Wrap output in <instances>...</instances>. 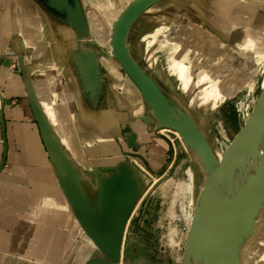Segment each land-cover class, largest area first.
<instances>
[{
    "label": "rangeland",
    "instance_id": "1",
    "mask_svg": "<svg viewBox=\"0 0 264 264\" xmlns=\"http://www.w3.org/2000/svg\"><path fill=\"white\" fill-rule=\"evenodd\" d=\"M128 1L85 0L84 6L91 27L88 45L99 52V60L105 68L108 62L112 64L114 74L111 75L115 83H118L119 88H125L124 90L132 98L136 96L134 89L137 92L138 90L112 56L109 43L112 23ZM187 4H194L196 10L199 7L202 10L195 11L194 15L185 9ZM183 12H189V17L183 18ZM230 12L234 14L232 18L228 16ZM197 24L202 26L199 30ZM211 27L220 28L221 33ZM41 36L40 33L35 36V43L39 44L42 41ZM199 38L203 42L201 47H198ZM22 39L25 54L31 64L35 91H38L41 84L46 91L45 97H50V101H55L56 105L61 106L62 103L54 96L59 94L57 89L61 86V81L65 79L64 67L61 64L63 70L59 71V68L53 66L52 55L42 57L43 49L41 51L34 48L33 43L27 44L24 35ZM132 42L136 53L145 59L165 86L187 103L198 123L205 127L210 139L214 142L217 154L222 159L236 135L244 127L264 89V0H186L163 3L151 8L143 16V25L132 34ZM10 49L0 46V50H3L5 54L3 63L6 61V51ZM199 51L203 55L202 64L206 60L211 61L205 66L191 64V82L184 87L179 72L181 59L186 53L194 55ZM37 58L39 63H33L32 60ZM193 58L191 57L192 60ZM10 66L11 71L14 70L17 75H20L18 55L11 59ZM201 68L203 70L209 68L207 79L199 78ZM51 76H54L56 80L55 90L48 83ZM18 80L22 84V79L18 78ZM233 88H236L235 93L225 98L205 94L211 89L227 91ZM69 94L73 99V87ZM21 102H23L21 97L10 98L11 105ZM77 111L65 112L64 117L65 119L68 117L66 121L68 126L70 119L71 123L73 119L75 124L76 121L83 124L80 120L81 115L79 117ZM50 125L55 131L51 121ZM154 138L165 140V148L161 150L155 148L152 152L148 143H143L138 152L131 155L139 179L140 196L129 220L120 264H127V262L184 264L186 235L192 223L188 217L194 214L197 198L205 182L204 176L199 173L190 151L174 131L160 130ZM71 140L73 144L71 150L64 146L73 159L81 165L93 168L91 165L93 158L86 156L82 150L78 134L73 132ZM89 143L93 146L92 142L89 141ZM100 156L107 157L104 153ZM189 166L192 167L195 175L194 190L188 187ZM46 193L47 196L39 199L40 204H45V215H49L52 209H62L61 217L72 214L66 203L62 204V207L58 206L56 202L53 203V198H49L51 193L48 189ZM50 204L54 205L49 206ZM61 224L68 227L70 233L66 231V234L73 236L70 241L75 239L74 245L78 247L74 249L73 259L72 253L68 255L66 252L59 259L67 257V260L71 258L75 261L79 254H82L81 257L85 260L86 255L83 251L87 245L82 244V231L74 227L72 223L64 222L63 219ZM72 228L76 230V233ZM67 242L66 246L69 245V240ZM232 248L231 245L230 249ZM7 258L4 256L5 261ZM262 263L264 264V260Z\"/></svg>",
    "mask_w": 264,
    "mask_h": 264
},
{
    "label": "water",
    "instance_id": "2",
    "mask_svg": "<svg viewBox=\"0 0 264 264\" xmlns=\"http://www.w3.org/2000/svg\"><path fill=\"white\" fill-rule=\"evenodd\" d=\"M33 1L57 32L56 43L73 74L82 112L92 119L96 130L110 135L109 130H113L101 124H105L107 114L112 111L105 107L108 97L116 106L118 96L109 85L112 76L101 64L99 52L88 45L91 27L83 0ZM166 1L169 0H130L112 23L111 51L123 72L138 88L146 106L142 114L128 115V119L142 121L152 131L178 132L199 173L202 175L207 170L214 174L197 198L193 222L186 235L184 264H228L220 253V244L215 242V232L264 191V89L244 127L220 159L214 142L187 103L165 86L134 50L132 34L137 31L140 19L149 9ZM18 59L21 61L19 54ZM21 71L35 121L60 185L82 229L97 248V254L86 264L121 263L127 227L140 196L139 179L131 155L124 151V158L109 170H91L78 165L50 125L33 86L31 65L21 62ZM115 109L120 111L117 106ZM0 121L4 128L2 116ZM249 136L254 143L250 142L254 156L239 172L228 174L229 164L240 154ZM127 141L129 146L137 147L134 134L129 135ZM5 163L4 157L0 170Z\"/></svg>",
    "mask_w": 264,
    "mask_h": 264
},
{
    "label": "crops",
    "instance_id": "3",
    "mask_svg": "<svg viewBox=\"0 0 264 264\" xmlns=\"http://www.w3.org/2000/svg\"><path fill=\"white\" fill-rule=\"evenodd\" d=\"M173 1L180 2L186 0H169L163 3ZM83 3L85 5V0H83ZM194 6V4H187V8L185 9L192 14H194L195 11L202 10H200V7L196 10ZM27 16L32 18L35 17L37 23L41 26V30L34 32V38L30 35L27 41L24 39L25 42L27 44L33 43L34 48L41 49V51L43 49L42 57L52 55L53 66L59 68V71H62L64 67L67 73L65 74L70 77L74 88L73 98H75V105L78 110L76 111L79 117L81 115L80 120L83 123L82 125L80 124V134L77 133L82 150L84 141H81L80 138L83 134H89L92 130H95L96 132H94L96 134L101 135L102 133V136H106L103 135V132L100 130H96V126L92 123V119L82 112L73 74L69 71L63 60L60 46L56 43L57 32L51 26L42 9L33 0H0V43L3 40L4 42L1 43L3 48H11L9 51H6V61L4 63L5 54L3 50H0V116H2L4 120V128L1 127L0 121V164L4 157L6 159L4 167L0 170V264H12L11 262L13 261H17L19 264H72L73 262V264H86V261L90 257L97 254V250L87 246L84 249L85 251H83V254L85 252L84 255H86V257L84 256L85 260L81 257L83 255L79 254L75 261H72L71 258L73 259L75 256L74 249L78 246L74 245L75 239L70 241L73 236L66 234L67 232L70 233L68 227L61 224V219L69 215L60 218L57 210L54 214L51 210L48 213L49 215H45V204L42 205L39 202L40 197L47 196L46 189H48V192L51 193L49 194V198L53 197V202H56L58 198H65L72 215L76 218L60 185L56 168L51 161L39 127L35 121L26 82L21 71V62L23 65L31 64H29V58H27L25 54L26 51L24 49L22 36L18 34L20 30L17 20L19 18L23 20V27H26L23 31L29 34V26L25 21ZM142 25L143 17L140 19V25L138 27H142ZM45 30L48 39H43L39 44L35 43V36L38 33L42 35ZM58 33H60V29ZM11 50L17 51L13 57L11 56L12 58L16 57L18 54L21 56V61L18 59L20 75H17L14 70L11 71ZM32 61L33 63H39L38 58ZM58 61L60 63H57ZM7 62H9V73L6 72V70L4 71V65ZM61 64L63 67H61ZM14 75L22 79V84H20V81ZM13 81L16 83L13 84ZM109 85L118 96L116 106L120 111L115 109L116 106L108 97V105L105 107L112 111L107 114V121L105 124L101 125L113 130L111 132L109 130L108 134L110 135L106 137L108 140L112 139L109 142L117 153L113 154L112 151L107 153L103 152L107 157H101L100 155L103 153L97 155V157L88 155L93 158V163H91L93 168H91V170L112 169L119 160L124 158V151L133 155L138 152V149H140L143 143H148V147L152 152L155 148L161 150L166 146L165 140L154 138L156 133L160 131L147 129V126L142 121H131L128 119V115L134 117L135 115L142 114L146 108L139 93L134 89L136 96L131 98L130 94L124 90L125 88H119L117 86L118 83H115L113 76ZM37 95L39 97L38 91ZM11 97H21L23 102L11 105ZM113 128L118 129L115 130ZM131 134L135 135L134 143L137 145L136 148L128 144L127 139ZM29 142L31 143L28 144ZM24 143H26L27 147H24ZM32 145L36 146V149L33 150ZM45 157H47L53 172H47ZM77 164L86 169H90L88 166ZM47 182L50 183L51 187L53 186V189L48 188ZM70 223L71 222H69V224ZM31 224L32 226L30 227ZM72 229L73 232L76 233V230L74 228ZM47 239H53L56 242L53 243L55 249L57 248L56 258H54L55 256L46 258L47 252L45 248ZM68 240L69 245L66 246ZM65 252L68 253V255L71 253L73 255L71 254V258L68 260L67 257L60 260L59 258H61V255ZM4 256L8 257L6 261L4 260Z\"/></svg>",
    "mask_w": 264,
    "mask_h": 264
},
{
    "label": "bare ground",
    "instance_id": "4",
    "mask_svg": "<svg viewBox=\"0 0 264 264\" xmlns=\"http://www.w3.org/2000/svg\"><path fill=\"white\" fill-rule=\"evenodd\" d=\"M189 14H190L189 12H183L182 17L187 18V17H189ZM233 15L234 14H232V12L228 13V16L230 18H232ZM36 20L37 19L35 17L32 18V17L27 16L25 18L27 25L30 27L29 34H27L23 31V29L26 28V27H23L24 26L22 24L23 20L21 18H19L17 20V22H18L17 24H18L19 30H20L19 33L21 36L24 35V39L26 41L30 38V35H32L34 38V32L35 31L37 32V31L41 30V26H39V24L37 23ZM205 20H206V18H205ZM197 25H198L197 29L199 30L202 26H200L199 24H197ZM211 28L214 29L216 32L221 33V31L219 30L220 28L219 29H216L214 27H211ZM43 35H44V37H43ZM40 38L42 40L48 39V37L46 35V30L42 33V36ZM109 43H110V39H109ZM198 43H199L198 47H201L203 44V42L200 41V38L198 40ZM110 47H111V45H110ZM180 49H182V48L180 47ZM15 54H16V52L14 50H11L10 59H12V57ZM111 54H112V51H111ZM202 56H203L202 53L199 51V52H196V54H194V55H191V53H186V54H184L183 58L181 59V63L179 64V72H180V78L183 81L184 87H187L191 82V75H192L191 74L192 73L191 66L192 65L205 66L207 63H209L211 61V60H209V61L206 60V62L204 64H202L201 63L202 62L201 59L203 58ZM191 57H194L193 60L191 59ZM111 65L112 64L110 62H108V66L106 68L108 69L110 74H114V68ZM208 69L209 68H207V69L205 68V70H203L201 68L202 71L200 72V76H199L200 79H207L208 78V76H209V72H208L209 70ZM5 70H6V72L9 73V62L5 63L4 71ZM65 73L66 72L64 71V74ZM63 76L65 79L63 81H61V84H60L61 86L57 89V91H59V94H56L54 96V98L58 99L62 103L61 106L56 105L55 101H50V97L49 98L45 97L46 91L43 90L41 84H39L38 93H39V99H40L41 105L44 109V112H45L47 118L52 122V124L55 128V131L60 135L62 143L64 145H66V147L68 149L71 150L73 147L72 140H71V137H73V132L75 134L76 133L80 134L79 131L81 132V130H80V124L77 123V121L75 124L73 119H72V123H71V119L69 120V122H70L69 126L66 124L68 117H66V119H65V117H64V115L66 116L65 112L70 111V112L74 113L77 110V107L75 105V98L72 99L70 94H69L70 89L73 87L72 83H69V81L71 82L70 77L68 75H63ZM9 78H11V77H9ZM5 79H6V77H5ZM129 80L131 81L130 78H129ZM15 83L16 82L13 81V84H15ZM48 83L55 90L57 84H56V80H55L54 76L49 77ZM10 85H12V84H10ZM135 87H136V85H135ZM137 90H138V88H137ZM235 90H236V88H233V89H230L227 91H224L223 89H221V90L218 89L216 91H213L211 89L210 91H206L205 94L207 96H215V97L225 98L226 96L233 95L235 93ZM138 92H139V90H138ZM42 95H44V96L42 97ZM139 95H140V92H139ZM140 98H141V96H140ZM95 132H91L89 134H83V136L80 138L81 141H84L83 150L87 156L92 155V156L97 157V155L102 154L103 152L107 153V152H111V151L113 152V154L117 153L116 151H114V148L111 146V144L109 142L112 139L108 140V138H107L108 136L107 137L102 136V133L100 135V134H96ZM174 133H176V135L181 139V136L178 132L174 131ZM89 141L93 143V146L90 145ZM24 142H25V139H24ZM250 142H252L251 136H249L247 138V140L245 142V146L243 147L242 151L239 152L240 154L235 156V158H233V160L229 164L228 169H227L228 174L234 175L237 172H239V170L245 165V163H247V161H249L254 156V152L251 150L252 147H251ZM30 143L31 142H29L28 144H30ZM252 144H254V143L252 142ZM25 146H26V143H24V147ZM28 148H31V147H28ZM32 149L33 150L36 149V146L32 145ZM115 155H117V154H115ZM88 157H90V156H88ZM45 163H46L47 172L48 173L53 172L52 167L48 163L47 157H45ZM187 175H188L189 180H190L188 187L190 190H194L195 175H194V171H193L191 166H189L187 169ZM213 175H214L213 173H211L207 170L203 171V176H204L205 182H204L201 190L206 189L207 185L212 180ZM51 184H53V183H51ZM47 186H48V188L53 189V186L51 187L49 182H47ZM56 200H57L56 205H58V206L61 205V207H62V204L66 203L64 197L58 198ZM53 205L50 204L49 206H53ZM66 206H68V204ZM194 209H195V207H194ZM51 212L54 214V212H56V210L52 209ZM57 212H58V216H60V218H62L61 217L62 209H60L59 211L57 210ZM193 218H194V214H191V215H189L188 220L193 222ZM63 221L64 222L67 221L68 223L71 222L74 225V227H77V228H79V230L82 231V233H83L82 244H86L90 248L97 249L96 246L94 245L93 241L86 235V233L82 229L80 223L72 214H69V216H67L66 218H63ZM215 242L217 244H220V253L224 259H227L228 264H263L262 261L264 260V252H263V250H264V191L258 198H256L251 204H249L245 208V210H243V212L233 216L226 223V225L218 227V230H216V232H215ZM53 243H56L53 239L52 240H49V239L46 240V248H45L46 252H47L46 258H50L49 256H51V257L55 256L54 258L57 257V250H56L57 248L55 249ZM231 245L233 246L232 250L230 249ZM48 253H50V254H48ZM12 264H19V263H17V261H13ZM117 264H120V263H117Z\"/></svg>",
    "mask_w": 264,
    "mask_h": 264
},
{
    "label": "built area",
    "instance_id": "5",
    "mask_svg": "<svg viewBox=\"0 0 264 264\" xmlns=\"http://www.w3.org/2000/svg\"><path fill=\"white\" fill-rule=\"evenodd\" d=\"M256 102V101H255ZM223 151V150H222Z\"/></svg>",
    "mask_w": 264,
    "mask_h": 264
}]
</instances>
